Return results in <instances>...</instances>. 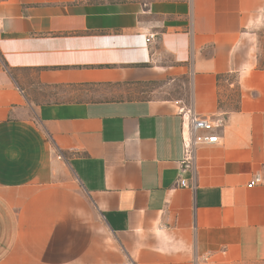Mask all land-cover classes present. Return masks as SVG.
Instances as JSON below:
<instances>
[{"label": "crops", "instance_id": "1", "mask_svg": "<svg viewBox=\"0 0 264 264\" xmlns=\"http://www.w3.org/2000/svg\"><path fill=\"white\" fill-rule=\"evenodd\" d=\"M29 73L185 76L219 142L182 170L180 100L35 105ZM0 264H264V0H0Z\"/></svg>", "mask_w": 264, "mask_h": 264}, {"label": "rangeland", "instance_id": "2", "mask_svg": "<svg viewBox=\"0 0 264 264\" xmlns=\"http://www.w3.org/2000/svg\"><path fill=\"white\" fill-rule=\"evenodd\" d=\"M58 5L82 3L116 2L119 0H49ZM180 100L187 105L189 101L188 79L183 77L136 84H111L102 86L43 87L35 82V74L29 73V100L33 104L66 101L106 102L125 100Z\"/></svg>", "mask_w": 264, "mask_h": 264}, {"label": "built area", "instance_id": "3", "mask_svg": "<svg viewBox=\"0 0 264 264\" xmlns=\"http://www.w3.org/2000/svg\"><path fill=\"white\" fill-rule=\"evenodd\" d=\"M153 38V36L147 37V42ZM177 103L176 113L181 119L182 160L180 165L182 170H186L193 167L195 152L199 147L219 142L218 136L212 131L223 122L221 120L214 122L209 118L201 117L182 101ZM180 185L187 186V183L182 180Z\"/></svg>", "mask_w": 264, "mask_h": 264}, {"label": "trees", "instance_id": "4", "mask_svg": "<svg viewBox=\"0 0 264 264\" xmlns=\"http://www.w3.org/2000/svg\"><path fill=\"white\" fill-rule=\"evenodd\" d=\"M119 1H121V0H119ZM116 2H118V1H116Z\"/></svg>", "mask_w": 264, "mask_h": 264}]
</instances>
